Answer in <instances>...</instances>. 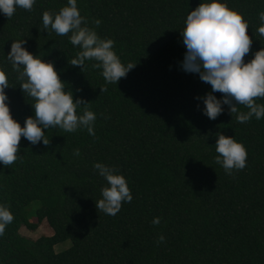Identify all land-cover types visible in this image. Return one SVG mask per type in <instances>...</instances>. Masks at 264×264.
I'll return each instance as SVG.
<instances>
[{"label":"trees","instance_id":"obj_1","mask_svg":"<svg viewBox=\"0 0 264 264\" xmlns=\"http://www.w3.org/2000/svg\"><path fill=\"white\" fill-rule=\"evenodd\" d=\"M208 2L77 0L87 26L114 41L112 50L125 67L135 64L116 84L92 67L94 60H86L82 71L70 64L81 51L71 44V33L43 28V13H57L67 0H35L31 11L17 8L10 19L0 12V70L10 86L5 93L12 118L23 127L34 117L35 101L21 90L7 59L11 43L20 40L52 63L65 91L88 102L96 116L95 136L85 128L45 129L48 146L22 137L17 161L0 164V205L14 216L0 236V264H264V117L240 123L222 104V113L209 119L197 98L211 86L181 67L186 48L180 31L188 13ZM220 2L248 23L247 63L264 48L257 32L264 0ZM212 94L222 100L221 93ZM256 103L264 105V99ZM84 107L78 106V115ZM218 133L244 145V169L228 175L216 163ZM95 163L114 168L131 191V202L114 216L96 209L108 185ZM156 217L158 225L152 223ZM42 220L51 234L33 239L19 232L21 226L35 230ZM66 239L70 245L54 251Z\"/></svg>","mask_w":264,"mask_h":264},{"label":"clouds","instance_id":"obj_2","mask_svg":"<svg viewBox=\"0 0 264 264\" xmlns=\"http://www.w3.org/2000/svg\"><path fill=\"white\" fill-rule=\"evenodd\" d=\"M34 3L35 0H0V12L10 19L17 8L31 11ZM258 17L261 24L257 32L264 37V12H260ZM42 21L44 29L50 28L59 36L71 33V44L79 46L81 51L70 64L79 66L81 71L86 60H94L97 63L92 67L102 69L105 81L116 84L135 66L129 64L125 67L112 50L114 41L101 39L95 30L87 26L86 19L77 8V0H67V6L55 14L45 11ZM94 23L99 26L101 21L97 19ZM248 28L247 21L240 13L220 0H211L199 3L191 10L180 31L186 48L182 69L198 73L200 80L211 86V92L197 98L203 100V113L211 120L222 113V104L229 106L230 114H237L236 119L240 123L248 122L253 116L257 120L264 117V105L256 103L257 99H264V48L256 51L250 61L244 62L252 45ZM24 43V40L12 42L7 59L19 74L17 79L22 81L21 90L35 101L31 105L34 117H27L23 127L12 118L5 93L10 86L5 72L0 70V164L5 167L11 166L19 158L22 137L33 145L42 141L48 146L50 139L46 138L45 129L59 127L65 132H75L78 128H85L89 135L95 136L93 124L96 116L88 109V102L81 99L74 101L72 93L65 91V84L54 65L27 51L22 47ZM100 89L101 92L107 90ZM214 92L221 93L222 100H218L212 94ZM81 105L85 106L83 114L78 115L77 108ZM237 105H243L248 111L240 112ZM215 151L218 154L216 163L223 167L226 174L231 175L234 169L246 167L247 150L233 137L218 133ZM74 155H80L79 149L74 151ZM93 167L108 185L101 189L102 198L96 202V209L114 216L123 202L132 200L127 181L122 175L115 174L114 168L101 163H95ZM13 220L9 208L0 205V236ZM152 223L158 225L160 219L153 218ZM158 239L163 242L164 236Z\"/></svg>","mask_w":264,"mask_h":264},{"label":"rangeland","instance_id":"obj_3","mask_svg":"<svg viewBox=\"0 0 264 264\" xmlns=\"http://www.w3.org/2000/svg\"><path fill=\"white\" fill-rule=\"evenodd\" d=\"M35 203H31L29 207H31L32 205H34ZM28 207V208H29ZM34 216H31V220L35 221ZM51 229L48 226L47 222L45 220H42L41 222H39L38 226L36 227L35 230H29L27 229L25 226H21L19 229V232L22 235L28 236L30 238H37L40 235H49L51 234ZM70 245V240L66 239L64 241L58 242L56 244H54L53 249L54 251L58 252L61 251L65 248H67Z\"/></svg>","mask_w":264,"mask_h":264}]
</instances>
